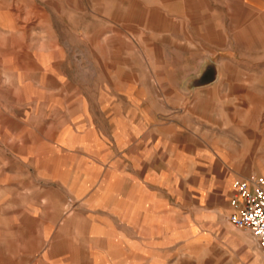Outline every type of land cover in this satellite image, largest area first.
<instances>
[{
	"label": "rangeland",
	"instance_id": "rangeland-1",
	"mask_svg": "<svg viewBox=\"0 0 264 264\" xmlns=\"http://www.w3.org/2000/svg\"><path fill=\"white\" fill-rule=\"evenodd\" d=\"M128 142L131 175L161 180L170 261L264 264L227 221L233 181L264 177V0H0V245L30 239L4 228L11 191L91 180L98 155L120 174Z\"/></svg>",
	"mask_w": 264,
	"mask_h": 264
},
{
	"label": "crops",
	"instance_id": "crops-1",
	"mask_svg": "<svg viewBox=\"0 0 264 264\" xmlns=\"http://www.w3.org/2000/svg\"><path fill=\"white\" fill-rule=\"evenodd\" d=\"M10 145L15 150L25 151L27 146L33 150L31 154H17L16 159L48 163L50 150L43 144ZM118 151L110 157L115 160L120 155V174L107 173L112 171L111 165L104 155H98L91 180H72L67 186L54 188L48 183L51 177L42 175L36 180L37 185L43 184L35 186L36 195L25 190L11 191V198L16 196L17 202L11 203L10 226L6 227L4 222V228L26 232L30 239L0 245V264H176L170 261L171 249L167 251V246H177L176 238L166 246L162 235H154L162 227L155 215L163 210L157 193L161 189L160 178L149 181L151 178L145 174L131 175L129 142ZM74 155L82 157L81 152ZM137 157L144 159L145 152ZM143 214L149 216L144 218L145 229L135 223L137 216ZM3 216L1 212L0 222L5 220ZM32 236L36 237L35 242Z\"/></svg>",
	"mask_w": 264,
	"mask_h": 264
},
{
	"label": "built area",
	"instance_id": "built-area-1",
	"mask_svg": "<svg viewBox=\"0 0 264 264\" xmlns=\"http://www.w3.org/2000/svg\"><path fill=\"white\" fill-rule=\"evenodd\" d=\"M228 203L231 207L228 222L247 230L264 250V177L234 180Z\"/></svg>",
	"mask_w": 264,
	"mask_h": 264
}]
</instances>
